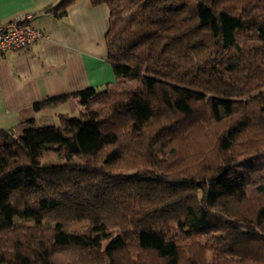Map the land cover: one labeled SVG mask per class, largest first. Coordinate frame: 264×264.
Masks as SVG:
<instances>
[{
  "label": "trees",
  "instance_id": "1",
  "mask_svg": "<svg viewBox=\"0 0 264 264\" xmlns=\"http://www.w3.org/2000/svg\"><path fill=\"white\" fill-rule=\"evenodd\" d=\"M90 1L115 84L34 105L78 99L58 126L0 130V264H264V180L236 170L264 153V0Z\"/></svg>",
  "mask_w": 264,
  "mask_h": 264
},
{
  "label": "crops",
  "instance_id": "2",
  "mask_svg": "<svg viewBox=\"0 0 264 264\" xmlns=\"http://www.w3.org/2000/svg\"><path fill=\"white\" fill-rule=\"evenodd\" d=\"M61 1L0 0V23L31 14L33 24L44 32L43 39L24 50L0 52V130L30 120L38 126L50 125L51 112L56 110L35 112V104L115 84L106 45L108 7L78 0L64 16L45 12ZM61 107L65 112L56 113V118L83 109L78 99Z\"/></svg>",
  "mask_w": 264,
  "mask_h": 264
},
{
  "label": "rangeland",
  "instance_id": "3",
  "mask_svg": "<svg viewBox=\"0 0 264 264\" xmlns=\"http://www.w3.org/2000/svg\"><path fill=\"white\" fill-rule=\"evenodd\" d=\"M138 86L137 85H131L128 86L127 90L130 89L131 91H135L137 90ZM263 93H264V89H263ZM64 113L65 110L63 109V107L59 108L58 110L51 112L52 113V124L51 125H59V121L58 118H56L55 116L56 113ZM70 112V111H67ZM71 113V112H70ZM75 114H72V117L78 116L79 114L77 112L74 111ZM217 129L216 128H212L211 131L209 132L208 135L206 136H202L204 141L201 142L204 144L203 147L210 149L213 140L215 142V137L217 135ZM201 136L198 135L196 136V139H202L200 138ZM195 139V140H196ZM196 143V142H195ZM193 144V143H192ZM200 144V143H199ZM199 144L197 146H199ZM213 158H208V162H212V163H217L218 161V156L216 154H212ZM39 160L42 164L44 165H64L67 163H74L77 162V160L70 156L68 158L65 159H60L58 157L57 152L55 151H46L41 153ZM237 170V176L238 177H245L249 180V187H248V192L255 186H257L259 183L262 182V180H264V153L257 155L253 158H248L246 160H244V162H242V164L236 169ZM15 222L16 223H23V222H27V224L29 223V225H37L38 224V217L36 215H30V216H18L15 218Z\"/></svg>",
  "mask_w": 264,
  "mask_h": 264
},
{
  "label": "built area",
  "instance_id": "4",
  "mask_svg": "<svg viewBox=\"0 0 264 264\" xmlns=\"http://www.w3.org/2000/svg\"><path fill=\"white\" fill-rule=\"evenodd\" d=\"M34 16H16L0 23V52L24 50L44 38L43 30L33 24Z\"/></svg>",
  "mask_w": 264,
  "mask_h": 264
}]
</instances>
